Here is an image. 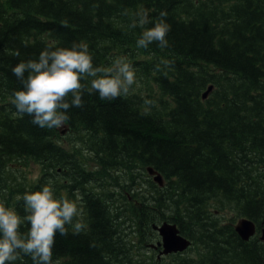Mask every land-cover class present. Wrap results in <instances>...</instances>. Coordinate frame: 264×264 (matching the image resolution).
<instances>
[{"label": "trees", "instance_id": "16d2710c", "mask_svg": "<svg viewBox=\"0 0 264 264\" xmlns=\"http://www.w3.org/2000/svg\"><path fill=\"white\" fill-rule=\"evenodd\" d=\"M141 9L151 23L130 27ZM161 11L168 47H137ZM81 42L95 66L126 57L139 82L127 97L85 93L83 107L67 112L80 138L67 148L58 128L18 113L14 93L24 86L12 69ZM161 60L171 67L157 71ZM30 164L41 168L32 182L22 172ZM149 166L164 188L144 173ZM45 185L58 199L80 190L85 202V231L68 226L55 237L59 264H124L134 238L146 248L153 224L165 221L191 247L158 262L147 248L140 264H264V242L244 241L234 226L242 217L264 222V0H0V203L24 216L23 195Z\"/></svg>", "mask_w": 264, "mask_h": 264}, {"label": "clouds", "instance_id": "9594fccd", "mask_svg": "<svg viewBox=\"0 0 264 264\" xmlns=\"http://www.w3.org/2000/svg\"><path fill=\"white\" fill-rule=\"evenodd\" d=\"M166 16L167 11L160 12L159 21L142 32L137 47L146 49L152 43L168 47L171 26L165 21ZM150 23L148 10L141 9L130 27L144 28ZM171 64L161 60L156 69L162 71ZM12 71L24 86L14 93L13 103L18 113L33 117L34 124L48 129L63 127L69 119L68 110L83 107L85 93H98L100 99L112 100L129 96L137 83L135 70L126 57L114 58L110 66H95L88 45L83 42L74 43L70 48H47L38 60L20 62ZM153 103L145 100L148 106ZM149 113L150 107L143 114ZM22 199L24 216L0 203V264H16L24 256L30 257L32 264H59L53 261L55 237L57 233L67 235L68 226L72 227L73 234L85 231L86 225L77 219L81 210L68 198H56L48 185L25 193ZM25 223L29 227L22 232Z\"/></svg>", "mask_w": 264, "mask_h": 264}, {"label": "water", "instance_id": "95a60500", "mask_svg": "<svg viewBox=\"0 0 264 264\" xmlns=\"http://www.w3.org/2000/svg\"><path fill=\"white\" fill-rule=\"evenodd\" d=\"M212 89L213 87L211 86L207 92L204 93V99L210 95ZM61 133L66 134L67 129L62 130ZM148 172L151 176H153L156 183H158L161 187L164 186L165 182L162 175L158 171L149 167ZM153 228L157 230L162 237V242L159 243V245L163 246L162 254L168 255L171 253L183 252L191 244L187 238L180 234L176 225L165 222L162 225H154ZM235 230L244 241H249L256 235L257 232L255 223L246 218H242L237 222ZM261 240L264 241V230L262 232Z\"/></svg>", "mask_w": 264, "mask_h": 264}, {"label": "rangeland", "instance_id": "374dc122", "mask_svg": "<svg viewBox=\"0 0 264 264\" xmlns=\"http://www.w3.org/2000/svg\"><path fill=\"white\" fill-rule=\"evenodd\" d=\"M138 80V79H137ZM138 82H139V80H138ZM73 139H76L77 141H80V138H78L77 136H76V134L75 133H70L69 132V134H67V136H65L64 137V139L62 140V145H64L65 147H70V145L72 144L71 143V140H73ZM40 170H41V168H40V166L39 165H37V164H30V165H27L26 166V168L22 171L23 172V174L26 176V178H27V181H30V182H32V181H35L38 177H39V175H40ZM17 172V171H16ZM59 173H61V172H59ZM140 175H141V171L140 172H138ZM144 173H146V172H144ZM116 174V173H115ZM153 194H155L154 192H153ZM78 197V198H77ZM80 198H81V196L79 195V193L75 196V197H73V198H68L69 200H72V201H74V202H76L77 203V205H78V208L80 207V203L81 202H79V200H80ZM78 201V202H77ZM166 204H165V212L166 213H170L171 214V208H174L173 207V203H172V201H171V199L168 197L167 198V200H166ZM161 216V215H160ZM225 219L227 220V221H230V219L233 217V215H232V213H230V212H227V213H225ZM77 219H80L79 217L77 218ZM81 220V219H80ZM75 222V221H74ZM28 230V229H27ZM26 230V231H27ZM26 231H24V232H26ZM113 239V238H112ZM114 241L116 242V244L114 245V246H111L112 247V250L116 247V245H118V239L117 238H115L114 237ZM140 243L136 240V248L135 249H132L131 251H128L129 250V248L127 247V254L129 255V256H132V257H123V258H121L120 259V261L122 262V263H124V264H134L136 261H137V263L136 264H140V261H141V259H143L141 256H140V251L142 250V249H140V248H138V245H139ZM148 246L146 247V248H149V247H151L150 246V243L149 244H147ZM125 251V250H124ZM114 252H117V253H115L116 255L115 256H117L118 254H119V257H121L122 255H121V253L120 252H118L117 251V248L114 250ZM123 254H124V252H123ZM28 257L27 256H24L23 257V259H22V261L21 260H19L20 262H22L23 264H25V263H27L26 261L28 260L27 259ZM30 259V258H29ZM16 264H19V263H16Z\"/></svg>", "mask_w": 264, "mask_h": 264}, {"label": "flooded vegetation", "instance_id": "af4514ba", "mask_svg": "<svg viewBox=\"0 0 264 264\" xmlns=\"http://www.w3.org/2000/svg\"><path fill=\"white\" fill-rule=\"evenodd\" d=\"M80 202H81V198H80V200H79ZM84 202V201H83ZM84 204H85V202H84ZM80 217H83V215H81ZM156 243H158V241L156 242ZM160 252H161V248H159V249H157L156 251H154L153 253L158 257V259H155V261H162V260H168V258H170L171 256H167V257H159V254H160ZM162 263V262H161Z\"/></svg>", "mask_w": 264, "mask_h": 264}, {"label": "bare ground", "instance_id": "6f19581e", "mask_svg": "<svg viewBox=\"0 0 264 264\" xmlns=\"http://www.w3.org/2000/svg\"><path fill=\"white\" fill-rule=\"evenodd\" d=\"M69 134V133H68ZM78 198V197H77ZM78 202V201H77ZM80 202V201H79ZM77 204V203H76ZM121 216H122V214H121ZM154 235H155V233H154ZM132 248V247H131Z\"/></svg>", "mask_w": 264, "mask_h": 264}]
</instances>
